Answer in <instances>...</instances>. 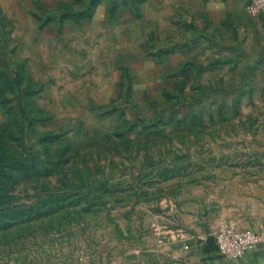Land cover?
Instances as JSON below:
<instances>
[{
    "label": "rangeland",
    "instance_id": "rangeland-1",
    "mask_svg": "<svg viewBox=\"0 0 264 264\" xmlns=\"http://www.w3.org/2000/svg\"><path fill=\"white\" fill-rule=\"evenodd\" d=\"M238 1L200 36L196 0H0V264H121L264 175Z\"/></svg>",
    "mask_w": 264,
    "mask_h": 264
},
{
    "label": "crops",
    "instance_id": "crops-1",
    "mask_svg": "<svg viewBox=\"0 0 264 264\" xmlns=\"http://www.w3.org/2000/svg\"><path fill=\"white\" fill-rule=\"evenodd\" d=\"M196 1L198 7L184 2V8L190 15L182 22L200 25L201 28L196 31L202 36L207 25L213 22L209 12L218 6L224 7V2L229 0ZM237 4L240 5V1L237 0ZM196 11L198 16L192 17ZM243 183L231 195L236 205H215V210L203 217L201 222L191 221L164 239L157 238L131 252L121 264H264V175ZM226 220L237 223L242 230L254 231L259 237L257 245L242 259L229 260L218 250L215 235Z\"/></svg>",
    "mask_w": 264,
    "mask_h": 264
},
{
    "label": "built area",
    "instance_id": "built-area-1",
    "mask_svg": "<svg viewBox=\"0 0 264 264\" xmlns=\"http://www.w3.org/2000/svg\"><path fill=\"white\" fill-rule=\"evenodd\" d=\"M246 12L253 18L263 14L264 0H252L246 5ZM215 238L219 252L229 260L244 258L259 241V237L254 231L242 230L233 221L222 224Z\"/></svg>",
    "mask_w": 264,
    "mask_h": 264
}]
</instances>
